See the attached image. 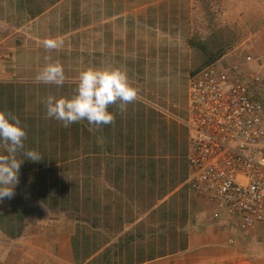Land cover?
Segmentation results:
<instances>
[{"label": "crops", "instance_id": "1", "mask_svg": "<svg viewBox=\"0 0 264 264\" xmlns=\"http://www.w3.org/2000/svg\"><path fill=\"white\" fill-rule=\"evenodd\" d=\"M231 1L0 0V111L42 157L24 160L0 202V264H264V224L215 216L189 185L193 42L224 34ZM46 57L63 66L62 86L37 80ZM87 67L126 71L136 100L110 105L115 119L99 128L47 118L43 98L72 96Z\"/></svg>", "mask_w": 264, "mask_h": 264}, {"label": "built area", "instance_id": "2", "mask_svg": "<svg viewBox=\"0 0 264 264\" xmlns=\"http://www.w3.org/2000/svg\"><path fill=\"white\" fill-rule=\"evenodd\" d=\"M218 61L189 76V185L215 204V216L223 210L250 228L264 224V75Z\"/></svg>", "mask_w": 264, "mask_h": 264}, {"label": "clouds", "instance_id": "3", "mask_svg": "<svg viewBox=\"0 0 264 264\" xmlns=\"http://www.w3.org/2000/svg\"><path fill=\"white\" fill-rule=\"evenodd\" d=\"M45 47L52 49L57 45L46 42ZM36 78L44 84L59 87L64 84L66 76L59 61L46 57ZM136 98L137 89L129 83L126 71L118 67H87L78 73L72 96L48 95L42 103L46 117L62 122L64 127L86 120L89 125L99 128L111 124L115 119L109 111L110 105L119 101V110L123 112ZM25 139L26 131L19 117L0 111V144L7 148V154H0V202L15 195L19 169L24 160H42L38 151L25 149ZM18 152L22 153L23 159L17 158Z\"/></svg>", "mask_w": 264, "mask_h": 264}, {"label": "rangeland", "instance_id": "4", "mask_svg": "<svg viewBox=\"0 0 264 264\" xmlns=\"http://www.w3.org/2000/svg\"><path fill=\"white\" fill-rule=\"evenodd\" d=\"M231 2L229 7L223 8L228 13V22H224L226 30L221 41L210 38L212 48L216 50L220 45H226L224 52L230 53L228 56L233 57L236 63H244L251 72L264 75V41H261L264 34H258L264 26V0ZM247 55L251 56L250 61H244ZM219 61L216 59L215 64L219 65Z\"/></svg>", "mask_w": 264, "mask_h": 264}, {"label": "trees", "instance_id": "5", "mask_svg": "<svg viewBox=\"0 0 264 264\" xmlns=\"http://www.w3.org/2000/svg\"><path fill=\"white\" fill-rule=\"evenodd\" d=\"M219 36V37H218ZM210 38L211 40L213 39H219L221 41L222 35H220V32H213L210 34V37L201 41H194L193 44L195 46H197V48L203 53V55H201L200 60L202 61V63H199L197 65V68H195L192 72L197 71L198 69H200L201 67L214 62L216 59H218L220 57L219 54V50L218 49H213L212 47V42H210ZM224 38V36H223Z\"/></svg>", "mask_w": 264, "mask_h": 264}]
</instances>
